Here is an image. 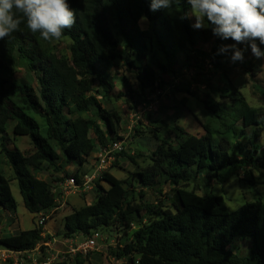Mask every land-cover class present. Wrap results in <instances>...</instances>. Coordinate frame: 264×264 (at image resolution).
Instances as JSON below:
<instances>
[{"label":"trees","instance_id":"trees-1","mask_svg":"<svg viewBox=\"0 0 264 264\" xmlns=\"http://www.w3.org/2000/svg\"><path fill=\"white\" fill-rule=\"evenodd\" d=\"M69 3L76 10V23L64 34L71 41L69 61L49 53V41L23 24L11 37L0 40V73L23 61L36 85L33 88L24 79L0 75V155L11 168L24 208L31 214L55 207V195L47 182L37 178L38 173L46 166L62 168V161L77 163L81 169L95 147L104 148L108 139L115 137L120 118L102 108L95 89L99 87L105 98L123 96L116 95L109 75L115 62L135 73L141 90L162 91L163 77L174 73L180 54H184L185 64L209 63L217 68L222 62H232L231 49L221 53V46L236 44L214 35L211 26L196 29L190 19H181L189 11L187 0H174L172 8L157 11L150 9V0ZM260 47L264 50V45ZM246 69L252 77L259 73L253 64ZM228 100L220 103L205 95L200 102L213 118L240 122L250 130L249 136L232 141L230 136L215 138L206 132L197 137L177 128L176 146H157L151 165L129 176L131 191L111 174L103 173L96 185L103 182L108 188L101 190L94 204L64 218L63 236L87 237L110 226L126 230L146 213L147 223L139 225L119 254L129 257L128 264L134 263V255L137 264H264V202L260 199L235 211L228 209L221 196L211 192L197 195L185 189L176 190L178 206L174 211L141 208L128 201L136 187L159 191L164 185L178 187L240 165L264 168V143L257 144L264 134V112L249 107L238 92ZM84 114L91 118L82 117ZM35 117L45 124L44 135ZM10 123L15 137L30 140L32 154L26 156L10 148L6 141ZM0 210L9 214L16 210L1 168ZM41 240V230L31 229L1 238L0 246L30 252ZM243 240H249L251 247L247 256L239 257L232 246Z\"/></svg>","mask_w":264,"mask_h":264},{"label":"rangeland","instance_id":"rangeland-1","mask_svg":"<svg viewBox=\"0 0 264 264\" xmlns=\"http://www.w3.org/2000/svg\"><path fill=\"white\" fill-rule=\"evenodd\" d=\"M190 22L193 26L195 18H190ZM70 45L71 41L63 36L58 41L48 42L46 48L49 53L69 61ZM239 48L246 49L242 63L222 62L217 68L209 63L185 64L184 54H180L174 73L163 77L165 85L162 91L141 90L135 73L120 62H115L109 75L115 85L116 95L120 93L123 96L105 98L100 93L101 89L95 88L102 108L115 112L120 118V122L115 125L116 134L113 140L122 141L123 149L111 155L113 161L106 172L120 180L123 187L131 191L129 176L151 165L150 159L157 146L162 143L176 146L177 128L197 137L206 132L215 138L230 136L232 141L243 140L249 136L250 130L244 129L240 122H233L226 117L215 119L206 112L200 102L201 98L209 95L220 103H228V97L238 92L249 107L264 112V58H255L245 44H239ZM251 64L259 69V73L254 77L246 69ZM0 75L5 79H24L33 88L36 86L23 61L17 62L9 71H2ZM82 117L91 118L89 114ZM35 119L39 124L40 133L44 135L45 124L40 118ZM12 127V123L6 127V141L10 148L15 147L26 156L32 154L34 149L30 140L27 137H15ZM101 127L105 130L102 125ZM89 137L94 142L91 132ZM113 140L108 139L104 148ZM263 143L264 134L257 144ZM98 149L103 148L95 147L90 158L97 155ZM128 157L134 161L131 162ZM60 164L62 168L46 166L44 171L36 175L52 189L55 207L46 213L31 214L24 208L11 168L0 155V168L9 181L16 203L15 214L0 210V239L31 229H40L42 238L33 251L24 252L7 264H128L129 257H120L119 254L124 245L131 242L132 234L138 230L139 225L147 223V214L143 213L141 219H134L126 230L110 226L92 231L87 237L94 240L95 248L86 255L74 253V247L86 236L77 234L70 238L64 237V218L73 210L94 204L101 190H106L108 185L100 182L98 187L96 182L99 178L91 191L65 195L56 186L66 177L73 175L79 166L77 163L65 164L64 161ZM82 168L86 170L87 166L84 164ZM177 189L194 191L197 195L211 192L221 196L230 211H235L245 203H252L257 199L264 202V168L240 165L224 169L217 175L199 176L192 182L178 187L164 185L159 191L136 187L128 196V201L141 208L157 206L162 210L174 211L178 206ZM250 247V241L243 240L234 243L232 250L237 256L245 257ZM133 260L134 263L131 264H137L138 257L134 255Z\"/></svg>","mask_w":264,"mask_h":264},{"label":"clouds","instance_id":"clouds-1","mask_svg":"<svg viewBox=\"0 0 264 264\" xmlns=\"http://www.w3.org/2000/svg\"><path fill=\"white\" fill-rule=\"evenodd\" d=\"M189 11L181 19L195 18L196 29L208 28L214 35L247 44L252 55L264 58V0H187ZM174 0H150V9H170ZM76 23V10L69 0H0V40L21 30V25L45 41H58ZM257 41L259 43H257ZM223 45L221 53L232 51L231 61L243 62L244 51Z\"/></svg>","mask_w":264,"mask_h":264},{"label":"built area","instance_id":"built-area-1","mask_svg":"<svg viewBox=\"0 0 264 264\" xmlns=\"http://www.w3.org/2000/svg\"><path fill=\"white\" fill-rule=\"evenodd\" d=\"M123 149L122 141H113L106 148L98 149L97 155L93 158H89L86 170L81 168L77 171L76 177L71 175L64 179V181L57 184V188L67 195L75 192L91 191L94 187V183L100 178L102 173H105L111 167L113 153H119ZM88 164V165H87ZM95 248V242L93 239L86 237L80 243H78L72 250L79 255H86ZM24 252H14L7 248L0 246V263L13 262L16 256H20ZM39 264H49L47 262H41Z\"/></svg>","mask_w":264,"mask_h":264}]
</instances>
